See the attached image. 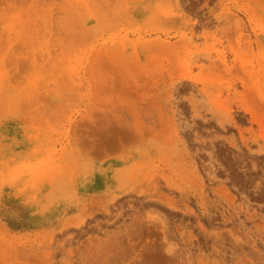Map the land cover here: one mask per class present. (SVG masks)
<instances>
[{"label":"rangeland","instance_id":"1","mask_svg":"<svg viewBox=\"0 0 264 264\" xmlns=\"http://www.w3.org/2000/svg\"><path fill=\"white\" fill-rule=\"evenodd\" d=\"M0 264H264V0H0Z\"/></svg>","mask_w":264,"mask_h":264},{"label":"bare ground","instance_id":"2","mask_svg":"<svg viewBox=\"0 0 264 264\" xmlns=\"http://www.w3.org/2000/svg\"><path fill=\"white\" fill-rule=\"evenodd\" d=\"M223 60H221L220 62L222 63V65H224L225 63L224 62H222Z\"/></svg>","mask_w":264,"mask_h":264}]
</instances>
